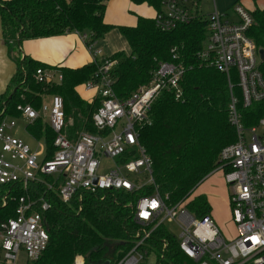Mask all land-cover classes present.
<instances>
[{"label":"built area","instance_id":"1","mask_svg":"<svg viewBox=\"0 0 264 264\" xmlns=\"http://www.w3.org/2000/svg\"><path fill=\"white\" fill-rule=\"evenodd\" d=\"M162 4L163 12L155 19L163 32L193 18L189 0H163ZM232 9L238 22L225 20L226 16L217 11L209 16L200 59L224 74L230 89L229 121L236 140L222 150L215 172H224L231 189L236 237L225 238L211 215L198 218L183 202L168 205L156 185L153 161L141 143V131L153 125L151 111L157 98L171 92L175 100H184L183 65L177 61L159 63L147 84L121 99L115 92L117 59L105 56L97 43L86 44L89 35L83 34L80 37L97 64L96 72L82 88L92 95L90 102L99 101L91 116L96 133L73 132V120L67 119L64 101L58 95L45 96L38 109L18 105L19 117L7 115L5 107L0 110V207L7 205L10 191H24L15 216L0 224V264H19L23 254L25 264H38L50 244L45 214L53 209L54 199L77 205L81 212L87 195L103 200L111 192L134 193L147 188L152 194L141 197L132 207L140 225L133 247L117 264H143L150 254L148 241L167 222L178 225L179 249L195 264H264V116L248 128L239 108L240 100L246 109L264 102V76L259 52L248 36L255 20L240 4ZM34 78L45 87L63 80L61 72L53 69H39ZM38 121L54 133L50 158L47 145L45 156L39 159V146L33 149L13 134L18 123L24 122L25 130L37 142H45L28 129ZM105 159L113 166H105ZM73 264H86V259L78 255Z\"/></svg>","mask_w":264,"mask_h":264},{"label":"trees","instance_id":"2","mask_svg":"<svg viewBox=\"0 0 264 264\" xmlns=\"http://www.w3.org/2000/svg\"><path fill=\"white\" fill-rule=\"evenodd\" d=\"M110 1L0 0V18L5 35L9 32L19 46L27 40L69 33L88 34L86 44L90 45L118 29L130 47L129 55L119 52L112 56L118 61L114 70L115 92L121 99L147 84L159 63L177 61L182 64L184 100H175L171 92L162 93L152 106L153 125L141 131L140 139L153 161L156 185L167 204L174 206L183 202L198 218L211 215L207 197L195 195V191L218 169L219 156L225 147L235 142L236 133L229 121L228 80L200 59L208 37V20L197 11L190 22L170 32L158 29L155 18L142 16L134 27H116L105 22ZM196 1L199 4L201 0ZM131 2L134 6L147 5L156 16L163 12V0ZM251 15L255 23L248 36L258 52L264 51V9H256ZM39 69L59 70L63 76L61 84L45 87L37 83L34 75ZM96 70L97 64L93 62L72 69L23 56L17 61L11 85L0 96V110L5 107L7 115L19 117L18 105L28 104L38 109L45 96L58 95L64 101L67 119L73 120V132L96 133L91 116L98 109L99 101L89 102L79 94ZM260 70L264 76V63ZM233 82L240 97L235 77ZM239 108L248 128L256 126L264 116V102L246 109L240 100ZM28 129L38 139L45 140L50 158L54 133L42 121ZM23 194L19 189L9 192L7 205L0 207V224L15 216L18 199ZM151 194L152 190L147 188L134 193L111 192L103 200L87 195L81 212L77 205L72 207L54 199L53 209L45 214L50 244L38 264H73L78 255L86 259V264H104L108 259L117 264L133 247L140 228L132 207L141 197ZM177 240L166 225L152 234L147 247L149 253H158L157 264H195L180 251Z\"/></svg>","mask_w":264,"mask_h":264},{"label":"crops","instance_id":"3","mask_svg":"<svg viewBox=\"0 0 264 264\" xmlns=\"http://www.w3.org/2000/svg\"><path fill=\"white\" fill-rule=\"evenodd\" d=\"M208 1L211 4L209 16L217 11L220 14H224L226 19L230 18V11L233 12L232 8L236 4L242 5L250 13H253L256 9H264V0H258L257 2L254 0H205V4H207ZM150 9L152 10V8L147 5L134 6L131 0H111L107 6L105 22L116 27H134L137 25L139 16L155 18L156 12L154 10L150 12ZM198 13L200 14L199 11ZM229 21L238 22V18L235 16V18H231ZM16 46L20 48L19 53L21 56L19 59L23 58V56H28L36 61L51 66H62L75 69L92 62L91 53L78 33L27 40L19 46L16 44V39L12 38L9 32L7 36L5 35L3 23L0 18V96L8 90L11 85V79L17 68L16 57L18 54L15 50ZM97 47L108 57H112L127 49L124 40L118 36V30L116 28L110 31L102 41L98 42ZM199 187L195 191L196 195H205L197 193ZM205 196L207 197V195ZM211 216H213L212 213Z\"/></svg>","mask_w":264,"mask_h":264},{"label":"rangeland","instance_id":"4","mask_svg":"<svg viewBox=\"0 0 264 264\" xmlns=\"http://www.w3.org/2000/svg\"><path fill=\"white\" fill-rule=\"evenodd\" d=\"M205 0H201L198 4L196 0H190L189 1V9L192 14H196L197 11L200 12V16L204 20H208L209 18V11L211 9V4L208 3L205 4ZM147 8V7H144ZM153 10V9H152ZM150 9V12H152ZM233 10V9H232ZM234 12V10H233ZM230 11L229 17L225 18V20L235 18L236 14ZM235 14V15H234ZM237 17V16H236ZM234 22V21H232ZM118 30V29H117ZM118 36L121 37L124 42L126 43L127 49L123 51L126 55L130 54V48L126 41V39L120 34L118 31ZM102 41V39L100 40ZM98 41V42H100ZM15 50L17 51V57L16 60L20 58L19 50L20 48L18 46L15 47ZM80 96L90 101L92 99V95L90 93L85 92L84 90H79ZM3 105V104H2ZM13 134L21 139H23L27 144H29L33 149H37L39 146L38 151V158L43 159L45 156V149L46 144L44 141L37 142L28 132L25 130V123L19 122L15 130H13ZM103 164L105 166H113V163L109 159H105ZM103 173L106 171H102ZM198 194H205L207 195L210 203H211V213L214 221L216 222L217 226L220 228L221 232L223 233L224 237L228 240L234 239L237 235L236 231V225L233 221L232 217V203H231V189L229 185L226 183L225 180V174L223 171H218L212 173L210 178L206 179L202 185L199 187ZM196 195V192H195ZM166 226L168 230L176 236L177 238H180L181 236V230L179 229L178 225L176 223H170L167 222ZM159 260V255L156 252H151L149 255L145 257V260L143 261V264H157ZM26 257L23 254L22 258L20 259L19 264H25Z\"/></svg>","mask_w":264,"mask_h":264},{"label":"water","instance_id":"5","mask_svg":"<svg viewBox=\"0 0 264 264\" xmlns=\"http://www.w3.org/2000/svg\"><path fill=\"white\" fill-rule=\"evenodd\" d=\"M259 55H260V59H261L262 63H264V51L260 50ZM104 264H111V260L108 259L106 262H104Z\"/></svg>","mask_w":264,"mask_h":264}]
</instances>
